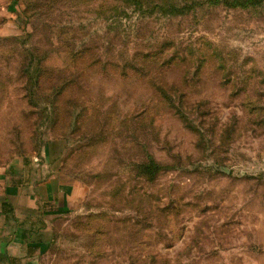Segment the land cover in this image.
Returning a JSON list of instances; mask_svg holds the SVG:
<instances>
[{
  "label": "rangeland",
  "instance_id": "obj_1",
  "mask_svg": "<svg viewBox=\"0 0 264 264\" xmlns=\"http://www.w3.org/2000/svg\"><path fill=\"white\" fill-rule=\"evenodd\" d=\"M252 3L0 0V163L73 184L40 264H264Z\"/></svg>",
  "mask_w": 264,
  "mask_h": 264
},
{
  "label": "crops",
  "instance_id": "obj_2",
  "mask_svg": "<svg viewBox=\"0 0 264 264\" xmlns=\"http://www.w3.org/2000/svg\"><path fill=\"white\" fill-rule=\"evenodd\" d=\"M33 166L24 160L0 163V264H40L53 240V223L70 210L68 177L44 176Z\"/></svg>",
  "mask_w": 264,
  "mask_h": 264
},
{
  "label": "trees",
  "instance_id": "obj_3",
  "mask_svg": "<svg viewBox=\"0 0 264 264\" xmlns=\"http://www.w3.org/2000/svg\"><path fill=\"white\" fill-rule=\"evenodd\" d=\"M216 1H217V0H215V1L209 0L210 3H216ZM224 1H225L229 6H231V7H236V6L245 7V6L249 5V4H253V3H252L253 0H231V1H229V0H224ZM29 70H30V68L27 67V69H26V71H25L26 74H28L29 77H30V76H31V77H34V74H33V73H31V75H30ZM47 145H48V144H47ZM45 148H46V149H45V156H46V157H49V154H48V147L46 146ZM24 162H25L26 167L29 168V166H30V160H29V159H24ZM146 168H147L148 170H150L152 174H154V173H156V172L160 169V166H159L158 164L152 163L150 166H147Z\"/></svg>",
  "mask_w": 264,
  "mask_h": 264
}]
</instances>
